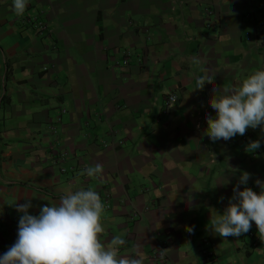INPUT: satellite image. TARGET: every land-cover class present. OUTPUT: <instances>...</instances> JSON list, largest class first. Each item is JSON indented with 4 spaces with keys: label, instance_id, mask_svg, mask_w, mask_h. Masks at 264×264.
Here are the masks:
<instances>
[{
    "label": "crops",
    "instance_id": "obj_1",
    "mask_svg": "<svg viewBox=\"0 0 264 264\" xmlns=\"http://www.w3.org/2000/svg\"><path fill=\"white\" fill-rule=\"evenodd\" d=\"M12 5L0 0V256L17 239L16 205L30 199L38 215L92 188L105 206L100 239L123 236L121 256L205 264L207 249L219 264H264L254 222V245L208 224L241 173L251 175L238 190L260 191L264 132L205 133L211 97L264 70V0H27L21 16ZM205 75L213 82L197 89ZM168 93L177 100L164 107ZM97 163L102 179L80 175Z\"/></svg>",
    "mask_w": 264,
    "mask_h": 264
},
{
    "label": "clouds",
    "instance_id": "obj_2",
    "mask_svg": "<svg viewBox=\"0 0 264 264\" xmlns=\"http://www.w3.org/2000/svg\"><path fill=\"white\" fill-rule=\"evenodd\" d=\"M12 7L21 16L27 0H13ZM192 63L199 65V58L193 57ZM213 77L198 76L197 89L211 84ZM209 105L216 112L215 118L206 117L205 133L212 142L243 136L249 128L260 127L264 132V70L244 78L238 88L223 87L219 95L211 97ZM259 147V141H250L246 151L252 153ZM103 171V165L97 163L87 166L80 175L99 180ZM250 175L241 173L223 213L213 209L214 215L210 216V231L224 239L249 232L253 222L257 233L264 236V182L255 181L259 193L248 187L238 190L239 185H246ZM31 207L30 199L16 205L21 214L17 239L0 256V264H143L144 257L139 251L136 258L119 254L121 247L128 244L123 236H113L107 244L101 241L105 206L94 189L68 190L58 204L42 206L38 215L29 214Z\"/></svg>",
    "mask_w": 264,
    "mask_h": 264
},
{
    "label": "built area",
    "instance_id": "obj_3",
    "mask_svg": "<svg viewBox=\"0 0 264 264\" xmlns=\"http://www.w3.org/2000/svg\"><path fill=\"white\" fill-rule=\"evenodd\" d=\"M29 22H32L33 23V28H35L37 31H41L45 28L44 24L41 23V22H37L35 20H31ZM258 25L259 26H263L264 25V13H261L260 14V17H259V21H258ZM177 100L176 98V95L173 94V93H168L166 94L164 97H163V100H162V104L164 107H169L170 105H172L175 101ZM240 139L242 141H249L248 139V135H247V132L245 135L243 136H240ZM254 192H257L259 193L257 190H254L252 189ZM248 236L252 239L249 243V245H254L255 242H256V238L254 236V234H252L251 232H248L247 233ZM159 256H162V254L159 252ZM202 261L203 263L205 264H219L216 260V257L215 255L213 254L212 251H209L207 249H202Z\"/></svg>",
    "mask_w": 264,
    "mask_h": 264
},
{
    "label": "trees",
    "instance_id": "obj_4",
    "mask_svg": "<svg viewBox=\"0 0 264 264\" xmlns=\"http://www.w3.org/2000/svg\"><path fill=\"white\" fill-rule=\"evenodd\" d=\"M6 100L3 99V96L0 97V104H4Z\"/></svg>",
    "mask_w": 264,
    "mask_h": 264
},
{
    "label": "rangeland",
    "instance_id": "obj_5",
    "mask_svg": "<svg viewBox=\"0 0 264 264\" xmlns=\"http://www.w3.org/2000/svg\"><path fill=\"white\" fill-rule=\"evenodd\" d=\"M19 21L21 22V19H19ZM26 23V22H25ZM27 25H29V26H32L33 27V23L32 22H29V23H27ZM63 111V110H62ZM57 153H60V152H57ZM148 183V182H147ZM248 237V236H247Z\"/></svg>",
    "mask_w": 264,
    "mask_h": 264
}]
</instances>
